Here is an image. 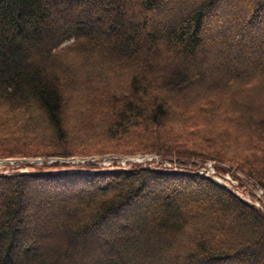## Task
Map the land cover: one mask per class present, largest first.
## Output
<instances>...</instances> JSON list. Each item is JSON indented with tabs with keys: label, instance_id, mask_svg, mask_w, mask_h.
Listing matches in <instances>:
<instances>
[{
	"label": "trees",
	"instance_id": "obj_1",
	"mask_svg": "<svg viewBox=\"0 0 264 264\" xmlns=\"http://www.w3.org/2000/svg\"><path fill=\"white\" fill-rule=\"evenodd\" d=\"M263 93L264 0H0L1 159L99 124L91 151L179 166L0 174V264H264V208L200 173L264 190Z\"/></svg>",
	"mask_w": 264,
	"mask_h": 264
},
{
	"label": "rangeland",
	"instance_id": "obj_2",
	"mask_svg": "<svg viewBox=\"0 0 264 264\" xmlns=\"http://www.w3.org/2000/svg\"><path fill=\"white\" fill-rule=\"evenodd\" d=\"M77 76L81 77L83 80L87 79V76L84 75V72H82V71H80L77 74ZM81 82L82 81L77 80V83L75 86H78V84ZM263 95H264V93L261 96H263ZM70 105H71L72 110H74V109L76 110L77 106H80L79 103L77 104L75 101H73ZM81 108H82V106H81ZM74 117H75V115H73V119H74ZM91 119H92V117H91ZM91 119L88 122L89 125H91V123H92ZM98 125L93 129L94 130L93 134L90 133V136H85V135H80V137L77 136L78 138L75 142L76 144H82V145L88 147V150H86L85 153H83V154H86V155L89 154L91 156H86V157L100 158L101 163L92 162V164L103 167L105 169H114V170L115 169H128V168H130L134 165H137V164L148 165V166H159V164H160V165L165 166V167H176V168L179 167L178 162L174 157L163 159V157L154 155V153H148V155L154 156V157H150L151 160L147 159V162L144 161V163H142V162L140 163V162L131 161L134 159H130V158L137 157L140 154H136V155H131V154L130 155H128V154L127 155H121L120 154L119 155L116 153H108V154L100 155V154H98V152L91 151L95 148L94 145H100V146L102 145L101 139H99L101 137L102 131L100 128H98ZM99 127H101V126H99ZM89 138L92 140L87 141V139H89ZM81 139H85V140H81ZM98 141H100V143ZM141 155H145V154H141ZM86 157L74 155L73 157H70V159L72 158L77 162H72V160L71 161L68 160V162L70 161L73 165L81 163L84 166L87 164L81 162V160L85 159ZM113 158H117V159L115 160V162H111L110 163L111 165L110 164H104L105 162H107V160H110ZM44 159H47V161H48L47 164L50 167H53L51 164H54L55 162L59 161L61 159V157H55L54 156V157H48L47 158V157H42L40 155H37L36 157H29V158L28 157L4 158V159L0 158V174L11 175V174H15V173H27V172L35 171L37 168L45 167V165H43V163L39 162V160H44ZM103 161H104V163H103ZM123 162H125V163H123ZM196 162L198 163V165H202V162L200 160H196ZM206 165L208 166V169L210 170V173L208 175L211 176L212 178H214V180L216 182L227 185L236 194H238L240 197H242L246 201L253 202L256 206H258L260 208H264V196L261 195V193L259 192V190L261 188L255 184H253V181L248 179L243 173L236 171L234 168H228L227 167L226 171L219 175V174H217L216 164L214 161L213 162L208 161L202 167H205ZM258 202H260V203H258Z\"/></svg>",
	"mask_w": 264,
	"mask_h": 264
},
{
	"label": "built area",
	"instance_id": "obj_3",
	"mask_svg": "<svg viewBox=\"0 0 264 264\" xmlns=\"http://www.w3.org/2000/svg\"><path fill=\"white\" fill-rule=\"evenodd\" d=\"M113 159H114V160H113ZM113 159L107 160V162H105V163H104V161H103V163H104V164H110L111 162H115V160H116L117 158H113ZM130 159H134V160H131V161H134V162H144V161H146L147 159H150V160H151L150 157H145V158H142V157H134V158H130ZM130 159H129V160H130ZM101 160H102V159H101ZM104 160H105V159H104ZM112 160H113V161H112ZM127 161H128V160H127ZM72 162H77V161H75V160L73 159ZM81 162L86 163V164H87V163H92V162H95V163H101V162H100V158H97V157H88V158L82 159ZM123 163H125V162H123ZM110 165H111V164H110ZM200 173L209 176L208 174L210 173V170L208 169V166L206 165L205 167H203V168L201 169ZM260 193L262 194L263 191L261 190Z\"/></svg>",
	"mask_w": 264,
	"mask_h": 264
}]
</instances>
